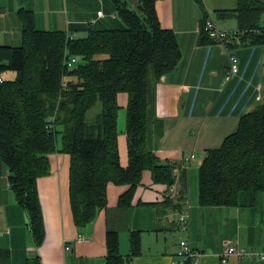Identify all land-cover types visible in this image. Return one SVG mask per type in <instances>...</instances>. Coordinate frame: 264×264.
<instances>
[{
  "label": "trees",
  "instance_id": "obj_1",
  "mask_svg": "<svg viewBox=\"0 0 264 264\" xmlns=\"http://www.w3.org/2000/svg\"><path fill=\"white\" fill-rule=\"evenodd\" d=\"M109 1L120 27H90L85 36H72L37 29L32 12L19 9L20 45L0 46V160L8 168L14 199L27 215L35 247L45 235L36 181L49 174L48 155L54 151L70 157L69 202L80 230L105 207L109 184L129 185L118 199L119 206H128L145 170L153 182L168 187L178 180L179 198L186 194V172L181 169L176 179L175 164L160 161L151 144L154 87L181 58L177 38L161 27L157 0ZM263 12L261 0H236L234 9L214 11L217 19L235 17L240 44L262 47V89L260 103L240 116L236 129L217 148L206 151L198 168L201 206H236L243 192L254 204L256 195L264 193V26L259 23ZM203 21L202 44L214 41L203 30ZM64 53L81 62L67 68ZM10 72L12 78L4 76ZM119 93L128 97L126 166L120 164L117 146ZM55 108L54 128L49 130L46 118ZM180 206L166 197L159 212ZM139 234L130 233L129 252L123 256L117 233L106 231L105 264H128L139 254ZM35 264H41L38 256ZM182 264L192 263L187 259Z\"/></svg>",
  "mask_w": 264,
  "mask_h": 264
},
{
  "label": "crops",
  "instance_id": "obj_2",
  "mask_svg": "<svg viewBox=\"0 0 264 264\" xmlns=\"http://www.w3.org/2000/svg\"><path fill=\"white\" fill-rule=\"evenodd\" d=\"M157 0L155 11L162 28L174 32L181 58L162 75L154 87L155 121L152 149L160 161L182 168L184 156L193 154L186 170V202L189 232L177 227L176 217L183 208L180 183L170 187L152 180L145 170L131 203L119 206L118 199L129 185L109 184L107 201L94 220L77 229L69 202V161L67 153L48 155L50 171L36 181L41 206L44 239L35 247L25 211L16 203L8 183V168L0 160V264H105V234L117 233L118 252H129V235L140 231L139 254L128 264H171L181 238L188 237L192 247L201 250L199 264H264V259L235 258L220 262L219 254L228 246L260 249L264 247V200L252 203L251 195L240 193L236 206H201L198 202V168L207 150L217 148L232 133L241 115L257 106L261 99L263 50L260 45L230 47L238 59V72L227 82L224 73L227 56L216 41L200 43L201 22L207 11L218 29H237L234 16L216 18L215 10H232L236 0ZM65 0V7L47 9L48 0H0V46H18L22 23L19 9L32 12L39 30H62L72 36H85L92 28H117L113 8L103 9L97 1L88 10L80 0ZM45 3L46 7H44ZM83 6V7H81ZM102 9L103 16L96 11ZM212 13V15H211ZM7 76L12 78L13 73ZM2 76V75H1ZM3 77V76H2ZM127 94L117 95V146L122 166L127 165ZM173 168V171L174 169ZM166 197L181 204L173 211L159 212ZM262 200V201H261ZM80 235L84 241L75 242ZM176 235L179 240L176 241ZM68 246L69 249H65Z\"/></svg>",
  "mask_w": 264,
  "mask_h": 264
},
{
  "label": "built area",
  "instance_id": "obj_3",
  "mask_svg": "<svg viewBox=\"0 0 264 264\" xmlns=\"http://www.w3.org/2000/svg\"><path fill=\"white\" fill-rule=\"evenodd\" d=\"M264 4V0H261ZM205 10V9H204ZM205 17L203 21V30L207 33V35L220 43L223 47V51L227 56V66L224 73V81L227 83L237 72H238V59L236 55L230 51V47L234 45H240V33L238 31L233 30H225V29H218L215 26L214 19H212L209 15H207V11H205ZM96 15L98 17H102L103 11L99 9L96 11ZM115 16V14H113ZM64 64L67 68H71L77 62L74 56H67L64 53ZM3 81V77L0 75V83ZM57 99V103L59 101ZM56 116V108L54 111L47 116L46 118V128L52 130L54 128V120ZM194 155L189 154L183 157L181 161V168L186 172L189 167L191 160H193ZM180 171H177V168L174 169L173 174L174 176L178 177ZM183 208L180 210L176 217V223L178 229L188 233L189 232V217H188V204L186 202V194L183 195ZM1 234V230H0ZM84 237L77 235L75 237V242L84 241ZM65 249H69L68 246H65ZM202 255L201 250L192 247L189 238H181L178 242V247L176 250V259L172 261L171 264H182L185 260H191L192 264H199V258ZM220 262L225 263L228 259L235 257V258H259L264 259V247L260 249H246L244 247H236V246H228L225 247L221 253L219 254Z\"/></svg>",
  "mask_w": 264,
  "mask_h": 264
},
{
  "label": "rangeland",
  "instance_id": "obj_4",
  "mask_svg": "<svg viewBox=\"0 0 264 264\" xmlns=\"http://www.w3.org/2000/svg\"><path fill=\"white\" fill-rule=\"evenodd\" d=\"M33 1H36V0H33ZM68 1H69V6L71 7L73 2H72V0H67V3H68ZM80 1L84 4L85 10H87V9L89 10L91 8V6L96 1H97L98 6L100 8H103L105 10L112 8V4L110 3L109 0H80ZM48 2H49V4L47 6V9L50 10V11H54L55 14H57V10L61 7V5L63 6V8L65 7V0H48ZM42 4H44V7H46L45 3H42ZM81 7H83V6H81ZM211 15H212V13H211ZM216 21L217 20L214 19V22H216ZM259 23H260L261 26H264V12L262 13V15H261V17L259 19ZM96 28H98V27H96ZM19 45H20V43H19ZM75 58L77 60V62L75 64L81 62V59H79L78 57H75ZM10 73H13V72H10ZM4 76H6V77L10 76L11 77V75L9 73H6ZM258 103H260V101ZM57 141L60 142V134L57 135ZM260 196L262 197V200H264V193L259 192L256 195V200L257 201L260 200ZM178 240H179V236L176 235V241H178Z\"/></svg>",
  "mask_w": 264,
  "mask_h": 264
},
{
  "label": "water",
  "instance_id": "obj_5",
  "mask_svg": "<svg viewBox=\"0 0 264 264\" xmlns=\"http://www.w3.org/2000/svg\"><path fill=\"white\" fill-rule=\"evenodd\" d=\"M158 165H159V166H163V165H164V163H163V162H161V163H158Z\"/></svg>",
  "mask_w": 264,
  "mask_h": 264
}]
</instances>
